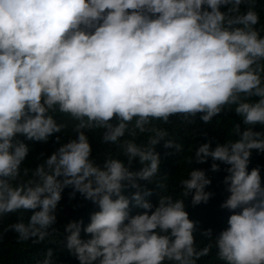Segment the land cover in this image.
<instances>
[{
	"label": "trees",
	"instance_id": "obj_1",
	"mask_svg": "<svg viewBox=\"0 0 264 264\" xmlns=\"http://www.w3.org/2000/svg\"><path fill=\"white\" fill-rule=\"evenodd\" d=\"M0 264H264V0H0Z\"/></svg>",
	"mask_w": 264,
	"mask_h": 264
}]
</instances>
